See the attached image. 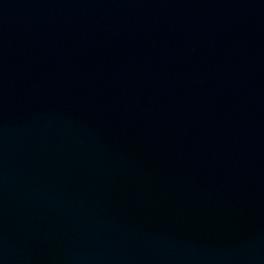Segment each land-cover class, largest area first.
<instances>
[{"label": "water", "instance_id": "1", "mask_svg": "<svg viewBox=\"0 0 264 264\" xmlns=\"http://www.w3.org/2000/svg\"><path fill=\"white\" fill-rule=\"evenodd\" d=\"M0 264H264V0H0Z\"/></svg>", "mask_w": 264, "mask_h": 264}]
</instances>
